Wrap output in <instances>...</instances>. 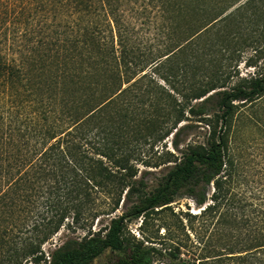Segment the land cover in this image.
I'll return each mask as SVG.
<instances>
[{
    "label": "trees",
    "instance_id": "1",
    "mask_svg": "<svg viewBox=\"0 0 264 264\" xmlns=\"http://www.w3.org/2000/svg\"><path fill=\"white\" fill-rule=\"evenodd\" d=\"M239 1L25 2L39 28L18 58L0 54V264H264V181L248 186L235 138V114L264 97V68L228 86L235 57H223L242 45L244 22L225 14ZM49 13L57 22L45 27ZM182 122L203 125L205 142L180 148ZM169 137L175 152L154 166L167 173L146 193L136 164L150 166L144 148ZM181 191L201 209L187 214L204 232L189 245L128 238L127 214L92 231L123 194L137 193L140 215L170 209ZM62 228L84 234L44 252Z\"/></svg>",
    "mask_w": 264,
    "mask_h": 264
},
{
    "label": "rangeland",
    "instance_id": "2",
    "mask_svg": "<svg viewBox=\"0 0 264 264\" xmlns=\"http://www.w3.org/2000/svg\"><path fill=\"white\" fill-rule=\"evenodd\" d=\"M246 1H239L225 13L231 12V14L236 15L234 16L235 20L240 21L242 19L244 22L242 25L243 30H239L242 36L239 41L242 45L237 48L239 52L234 55L225 54L223 56L225 59L235 57L232 61H225V64L229 67L226 69V73L233 75L231 82L228 81V86H232L239 81L235 77V74L244 77L264 68V0H253L249 7L242 10L236 9ZM25 2L27 0H11L9 2V11L14 10L16 15L14 18L11 17L12 19L6 21L4 16L2 19L0 18V54L4 53L8 60L18 58L20 55L19 50H23L26 42L24 40L29 37L30 30L39 28L36 27V21L32 19L33 15L29 16L31 9L28 6L30 4ZM137 5H140V1ZM44 18L46 22L45 27L51 24L53 26L57 22L52 13L47 14ZM248 20L251 23H248ZM13 30H16L18 36H22L24 39L20 41L18 38L16 43L12 41L10 31L13 32ZM150 33H152L151 30ZM243 40H245V43H243ZM18 46H20L19 50ZM211 108H214L213 104ZM235 115V117L240 119L239 122L237 120V124L239 125L237 126L238 133L235 136L237 146L236 158L240 164L243 176L249 181L248 186L256 187L264 181V97L250 106L239 109ZM182 123L189 125H186L187 127L177 137L180 148L188 142H205L207 130L203 125L193 122ZM171 141L172 138L169 137L162 144H155L153 150L149 148V145L144 148L143 152L145 156L142 160L147 161L149 158L148 161L152 164L144 166L141 162H138L136 164L137 175L135 177V182L141 181L144 185V192L149 193L155 189L167 173L169 167L166 165H160L157 168H154V166L160 164L161 159H158V156L160 154L163 155L162 152L166 150L175 152L171 146ZM136 194L133 193L129 197H125L123 194L121 200H119L117 209L108 216L99 217L93 223L92 231L104 230L109 225L111 218L127 214L128 216L125 219V235L128 238L133 237L137 241H144L145 245L152 246L156 250H163L169 244L189 245L190 241L195 240L194 237L196 236L194 232L199 237L204 235L200 220L191 219L192 223L190 225V218L187 214H197L201 209L196 206L193 199L185 191H181L179 197L170 204V209L164 211H157L158 209H155L154 211H148L140 215L133 213L134 208L141 202V200H138ZM246 196L249 197L248 193H246ZM117 201L107 200V202L112 203L108 209L115 206ZM95 204L98 205L96 207L98 209L107 208L103 200H96ZM191 228H193V232H191ZM83 234L84 232L81 230L74 233L73 231H68L66 228H62L52 241L43 246L44 252L50 251L54 245L62 243L69 237L76 238L83 236ZM158 258L161 262H165L167 255L162 251V257Z\"/></svg>",
    "mask_w": 264,
    "mask_h": 264
}]
</instances>
